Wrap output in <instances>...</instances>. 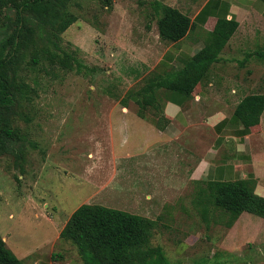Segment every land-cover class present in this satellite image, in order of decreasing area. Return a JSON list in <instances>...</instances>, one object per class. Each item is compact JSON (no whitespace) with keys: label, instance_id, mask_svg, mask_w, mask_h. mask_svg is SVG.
I'll list each match as a JSON object with an SVG mask.
<instances>
[{"label":"rangeland","instance_id":"1","mask_svg":"<svg viewBox=\"0 0 264 264\" xmlns=\"http://www.w3.org/2000/svg\"><path fill=\"white\" fill-rule=\"evenodd\" d=\"M60 1L40 32L30 22L15 68L28 96L0 156V236L7 248L23 264H82L60 233L81 205L95 204L150 219L149 246L160 247L171 264H264V219L243 213L227 229L219 210L209 207L204 217L194 204L201 181L190 177L210 143L208 130L189 127L164 142L132 101L122 103L152 71L178 69L161 61L170 43L158 37L156 0H113L110 11L100 0ZM16 14L7 8L0 15V58ZM68 16L77 21L53 38ZM153 112H145L149 120ZM252 143L249 170L264 197V124Z\"/></svg>","mask_w":264,"mask_h":264},{"label":"trees","instance_id":"2","mask_svg":"<svg viewBox=\"0 0 264 264\" xmlns=\"http://www.w3.org/2000/svg\"><path fill=\"white\" fill-rule=\"evenodd\" d=\"M101 5L110 11L113 0H100ZM60 0H0V15L3 9H12L16 14V26L2 43L7 53L0 58V156L7 152L12 136L11 120L18 115L22 100L28 96V86L19 81L15 68L28 40V25L36 22L38 32L44 25V17ZM152 9L157 18L158 37L167 43L182 40L192 24L179 10L154 1ZM75 16L61 20L51 31V36L59 40L60 35L74 22ZM238 24L233 21L218 20L209 34L205 47L179 69L169 72L152 71L144 78V84L127 93L122 100L132 101L137 107V116L150 121L156 128L163 129L167 121L158 115L157 92L161 89L177 92L190 97L197 85L206 78L210 67L218 62L219 54L235 33ZM61 55V53H60ZM59 54L52 55L64 68L65 59ZM35 65L36 59L31 60ZM153 110V119L145 114ZM264 112V95L244 97L233 112L244 130L259 125ZM256 179L250 174L246 179L230 182H200L194 204L201 207L203 216L209 207L220 211L227 219V229L237 219L248 213L264 219V197L255 192ZM153 222L145 217L124 211L106 208L101 205H81L69 218L60 237L70 240L77 249L82 264H171L160 247L149 246ZM0 264H23L7 248L0 236Z\"/></svg>","mask_w":264,"mask_h":264},{"label":"crops","instance_id":"3","mask_svg":"<svg viewBox=\"0 0 264 264\" xmlns=\"http://www.w3.org/2000/svg\"><path fill=\"white\" fill-rule=\"evenodd\" d=\"M158 1L179 10L192 24L186 36L177 43H170L161 56V61L178 63V69L205 47L218 20L238 24L220 52L218 62L210 67L207 78L196 86L190 97L163 89L157 92L160 115L167 123L156 131L159 137L168 138L164 142H169L189 127L208 130L210 143L190 180L230 182L246 179L254 173L249 170L254 165L253 135L255 129L264 124V112L259 125L248 131L233 112L244 97L264 95V0ZM232 79H236L234 84L230 82Z\"/></svg>","mask_w":264,"mask_h":264}]
</instances>
